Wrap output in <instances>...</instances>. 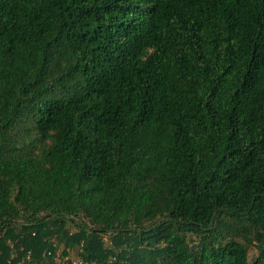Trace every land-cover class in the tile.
<instances>
[{
	"label": "trees",
	"instance_id": "16d2710c",
	"mask_svg": "<svg viewBox=\"0 0 264 264\" xmlns=\"http://www.w3.org/2000/svg\"><path fill=\"white\" fill-rule=\"evenodd\" d=\"M0 264H264V0H0Z\"/></svg>",
	"mask_w": 264,
	"mask_h": 264
},
{
	"label": "rangeland",
	"instance_id": "374dc122",
	"mask_svg": "<svg viewBox=\"0 0 264 264\" xmlns=\"http://www.w3.org/2000/svg\"><path fill=\"white\" fill-rule=\"evenodd\" d=\"M61 251V246H59L58 247V252H60ZM73 252L72 251H70V254H71V258H73L74 256H73V254H72ZM257 255V249H256V247H251L250 248V251H249V257H250V260H252L255 256Z\"/></svg>",
	"mask_w": 264,
	"mask_h": 264
},
{
	"label": "built area",
	"instance_id": "2783aa9c",
	"mask_svg": "<svg viewBox=\"0 0 264 264\" xmlns=\"http://www.w3.org/2000/svg\"><path fill=\"white\" fill-rule=\"evenodd\" d=\"M27 257V256H26ZM74 263L76 262V261H73Z\"/></svg>",
	"mask_w": 264,
	"mask_h": 264
}]
</instances>
